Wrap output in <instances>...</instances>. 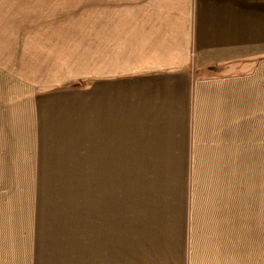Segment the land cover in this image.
<instances>
[{"label": "crops", "instance_id": "obj_1", "mask_svg": "<svg viewBox=\"0 0 264 264\" xmlns=\"http://www.w3.org/2000/svg\"><path fill=\"white\" fill-rule=\"evenodd\" d=\"M36 27L7 68L40 160L19 182L82 185V264L120 262L122 172L144 175L146 264H264V225L192 222L198 178L229 177L208 169L264 167V0H68Z\"/></svg>", "mask_w": 264, "mask_h": 264}, {"label": "rangeland", "instance_id": "obj_2", "mask_svg": "<svg viewBox=\"0 0 264 264\" xmlns=\"http://www.w3.org/2000/svg\"><path fill=\"white\" fill-rule=\"evenodd\" d=\"M65 15L68 16V0H0V264H82L84 257L90 261L91 254L94 256L96 252L87 245L80 183L19 182L33 178L30 176L40 160L36 158L37 153L29 150L28 142L32 137L26 136L23 130L26 110H20V118L17 114V108L25 105L15 103L16 99H13L18 94L14 93L13 79L7 68L16 66L20 32L32 31L34 26L39 28L46 21H62ZM25 92L28 93L27 89ZM236 163L240 166L208 169V172H216L215 176L227 174L229 177L225 182L219 178L221 182L215 179L216 184L203 182L201 176L198 178L191 216L193 223L264 225L262 160L254 169L245 166L244 162L241 164V160ZM252 171L256 172L253 178ZM231 175L235 181H230ZM206 177L212 181L211 176ZM121 179L125 183L121 185L119 222L117 216L115 218V254L120 256L119 264H146L145 243L153 221L150 219L148 225L145 210L150 207L149 201L141 196L139 181H144V175L134 173L129 176L128 172H122ZM130 180L138 182L131 185ZM64 205L67 209H63ZM94 227L103 259L104 245L112 253V228L107 236L102 215L99 229ZM90 229L89 242L92 238ZM37 241L40 243L39 256L34 250Z\"/></svg>", "mask_w": 264, "mask_h": 264}, {"label": "water", "instance_id": "obj_3", "mask_svg": "<svg viewBox=\"0 0 264 264\" xmlns=\"http://www.w3.org/2000/svg\"><path fill=\"white\" fill-rule=\"evenodd\" d=\"M212 68H214V66Z\"/></svg>", "mask_w": 264, "mask_h": 264}]
</instances>
